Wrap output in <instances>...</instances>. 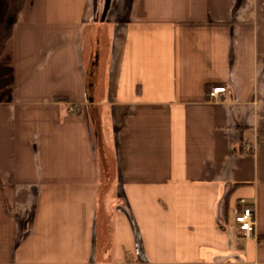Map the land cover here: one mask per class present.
<instances>
[{
    "label": "crops",
    "instance_id": "obj_1",
    "mask_svg": "<svg viewBox=\"0 0 264 264\" xmlns=\"http://www.w3.org/2000/svg\"><path fill=\"white\" fill-rule=\"evenodd\" d=\"M104 9L0 0V264H264V0Z\"/></svg>",
    "mask_w": 264,
    "mask_h": 264
},
{
    "label": "built area",
    "instance_id": "obj_2",
    "mask_svg": "<svg viewBox=\"0 0 264 264\" xmlns=\"http://www.w3.org/2000/svg\"><path fill=\"white\" fill-rule=\"evenodd\" d=\"M225 89V87H216L209 93V95L211 98L217 99L219 92H224ZM248 151H252V148L249 147ZM238 206L239 207L235 209V222L237 230L245 236H250L252 235L256 225L255 206L253 203L247 202L244 198L239 200Z\"/></svg>",
    "mask_w": 264,
    "mask_h": 264
},
{
    "label": "water",
    "instance_id": "obj_3",
    "mask_svg": "<svg viewBox=\"0 0 264 264\" xmlns=\"http://www.w3.org/2000/svg\"><path fill=\"white\" fill-rule=\"evenodd\" d=\"M111 0H105V9H104V13H103V18L105 17V14L110 6Z\"/></svg>",
    "mask_w": 264,
    "mask_h": 264
},
{
    "label": "rangeland",
    "instance_id": "obj_4",
    "mask_svg": "<svg viewBox=\"0 0 264 264\" xmlns=\"http://www.w3.org/2000/svg\"><path fill=\"white\" fill-rule=\"evenodd\" d=\"M233 221V223H234V220H232Z\"/></svg>",
    "mask_w": 264,
    "mask_h": 264
}]
</instances>
